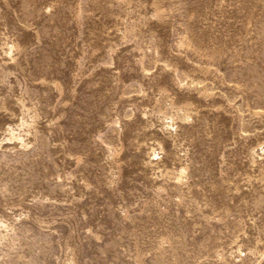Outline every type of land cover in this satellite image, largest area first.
I'll return each instance as SVG.
<instances>
[{"label": "rangeland", "instance_id": "rangeland-1", "mask_svg": "<svg viewBox=\"0 0 264 264\" xmlns=\"http://www.w3.org/2000/svg\"><path fill=\"white\" fill-rule=\"evenodd\" d=\"M0 264H264V0H0Z\"/></svg>", "mask_w": 264, "mask_h": 264}]
</instances>
